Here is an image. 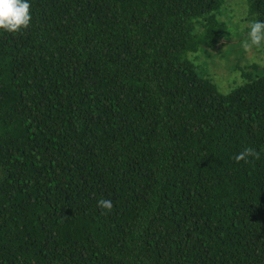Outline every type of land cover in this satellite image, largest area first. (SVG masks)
<instances>
[{
    "label": "trees",
    "instance_id": "16d2710c",
    "mask_svg": "<svg viewBox=\"0 0 264 264\" xmlns=\"http://www.w3.org/2000/svg\"><path fill=\"white\" fill-rule=\"evenodd\" d=\"M225 1L30 0L0 30V264H264V72L224 94L187 57Z\"/></svg>",
    "mask_w": 264,
    "mask_h": 264
},
{
    "label": "rangeland",
    "instance_id": "374dc122",
    "mask_svg": "<svg viewBox=\"0 0 264 264\" xmlns=\"http://www.w3.org/2000/svg\"><path fill=\"white\" fill-rule=\"evenodd\" d=\"M217 17L226 23L218 36L217 47L189 52L187 57L195 63L201 76L210 78L221 93L227 94L264 72V45L243 47V41L250 43L247 32L253 21L248 14L247 0H226Z\"/></svg>",
    "mask_w": 264,
    "mask_h": 264
},
{
    "label": "clouds",
    "instance_id": "9594fccd",
    "mask_svg": "<svg viewBox=\"0 0 264 264\" xmlns=\"http://www.w3.org/2000/svg\"><path fill=\"white\" fill-rule=\"evenodd\" d=\"M31 21L30 0H0V30L6 32H19L27 28ZM247 36L250 39L242 42L243 47L248 49L251 45H264V21L253 20L249 23ZM257 153L252 148H246L234 157L236 161L246 158H258ZM99 207L111 210L112 202L109 199L97 201Z\"/></svg>",
    "mask_w": 264,
    "mask_h": 264
}]
</instances>
